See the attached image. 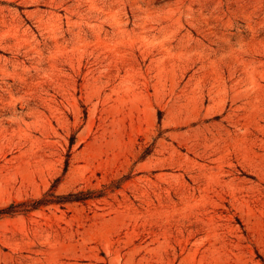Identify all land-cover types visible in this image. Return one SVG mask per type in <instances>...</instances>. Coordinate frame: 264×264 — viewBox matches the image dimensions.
<instances>
[{
	"label": "rangeland",
	"instance_id": "obj_1",
	"mask_svg": "<svg viewBox=\"0 0 264 264\" xmlns=\"http://www.w3.org/2000/svg\"><path fill=\"white\" fill-rule=\"evenodd\" d=\"M52 186L0 264H264V0H0V209Z\"/></svg>",
	"mask_w": 264,
	"mask_h": 264
},
{
	"label": "trees",
	"instance_id": "obj_2",
	"mask_svg": "<svg viewBox=\"0 0 264 264\" xmlns=\"http://www.w3.org/2000/svg\"><path fill=\"white\" fill-rule=\"evenodd\" d=\"M73 145V142L70 143V146ZM58 183V180L55 181ZM104 195V192H91V191H78V192H70L67 195L59 196L55 194V186H52L48 193L44 194L41 199L38 200H30L27 202H23L18 205H10L7 208L0 209V217L13 215L19 212H27L39 209L41 207L51 205V204H59L63 205L66 203H82L92 199L100 198ZM16 206L24 207L23 210H16Z\"/></svg>",
	"mask_w": 264,
	"mask_h": 264
}]
</instances>
